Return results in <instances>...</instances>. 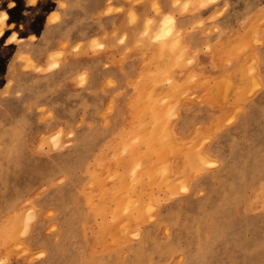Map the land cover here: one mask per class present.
Returning a JSON list of instances; mask_svg holds the SVG:
<instances>
[{
  "label": "rangeland",
  "instance_id": "1",
  "mask_svg": "<svg viewBox=\"0 0 264 264\" xmlns=\"http://www.w3.org/2000/svg\"><path fill=\"white\" fill-rule=\"evenodd\" d=\"M262 14L0 0V264H264Z\"/></svg>",
  "mask_w": 264,
  "mask_h": 264
},
{
  "label": "bare ground",
  "instance_id": "2",
  "mask_svg": "<svg viewBox=\"0 0 264 264\" xmlns=\"http://www.w3.org/2000/svg\"><path fill=\"white\" fill-rule=\"evenodd\" d=\"M194 1H195V0H194ZM202 1H204V0H202ZM210 1H212V0H210ZM192 2H193V1H192ZM192 2H191V3L187 2L186 5L189 6V5L192 4ZM197 3H198V2H197ZM199 3H200V1H199ZM176 4H177V3H176ZM200 5H201V4H200ZM203 5H204V4H203ZM178 6H180V5H178ZM184 6H185V5H184ZM189 7H190V6H189ZM189 7L186 6L183 10H186V9L189 8ZM203 7H204V6H203ZM195 8H197V7L195 6ZM181 9H182V8H181ZM197 9H198V8H197ZM177 11H178V10H177ZM147 14H148V13H147ZM171 15H172V14H170V15H164V16H162L158 21L156 20L158 23L153 27V29L155 28V31H156L155 33H156V34H160V36L162 35V36H161L162 38H165L166 36H164V35H166V34H169V35H170L171 33H173V35L176 34V35H175V38H176V40L178 41V38H179V36H180V33H178V38H177V37H176V36H177V33H174V31H173V30H174V18H173V16H171ZM262 15H264V14H262ZM262 15H261V16H262ZM263 19H264V18H263ZM148 22H149V21H148ZM150 22H151V21H150ZM154 22H155V21H154ZM263 23H264V22H263ZM148 24H150V23H148ZM151 24H152V22H151ZM151 24H150L151 27H150V28H147V33H148V30H149V29H151V31H152V25H151ZM257 24H259V22H258ZM255 27L259 28L258 26H255ZM250 28H251V27H250ZM250 28H249V30H251ZM176 29H177V28H176ZM254 29H255V28H254ZM177 30H178V29H177ZM177 30H176V31H177ZM176 31H175V32H176ZM252 31H253V29H252L250 32H252ZM149 32H150V31H149ZM153 32H154V31H153ZM153 32H152V33H149L150 35H148V36H151V35L153 34ZM255 32H256V30H254V31L251 33V35H252L253 33L255 34ZM147 33H146V34H147ZM248 33H249V31H247V34H248ZM154 35H155V34H154ZM154 35H153V36H154ZM248 35H250V33H249ZM251 35H250V37H251ZM163 36H164V37H163ZM170 36H171V35H170ZM157 37H158V36H157ZM243 37H245V35H244ZM166 38H167V37H166ZM246 38L249 39L248 36H246ZM153 39H154V38H153ZM158 39H159V38H158ZM158 39H157V41L159 42L161 39H159V40H158ZM247 39L244 38V40H247ZM164 40H165V39H164ZM166 42H167V40H166L165 42H159V45H164V46L166 47V46H167ZM178 42H180V41H178ZM178 42H177V43H178ZM161 43H162V44H161ZM181 43H182V42H181ZM165 44H166V45H165ZM178 45H180V44H178ZM182 45H183V44H182ZM185 46H187V45H185ZM159 47H160V46H159ZM161 47H163V46H161ZM182 47H183V46H182ZM187 48H188V46H187ZM187 48H186V49H187ZM161 49H162V48H161ZM184 49H185V47H184ZM187 54H188V53H187ZM187 56L190 57V55H187ZM237 56H238V55H237ZM246 59H247V58H246ZM248 59H250V57H249ZM245 62L247 63L248 61H244V63H245ZM158 66H159V65H158ZM154 67H156L155 69H158L157 66H154ZM159 68H160V67H159ZM145 70H146V69H145ZM151 71H152V70H151ZM189 71H190V70H189ZM240 71H241V70H240ZM242 71H243V70H242ZM149 72H150V70H148L147 73L149 74ZM142 73L144 74V72H142ZM142 73H141V74H142ZM245 73H247V72H245ZM241 74H242V73H241ZM194 75H195V73H194ZM196 75H198V74H196ZM196 75H195V76H196ZM200 75H201V74H200ZM245 75H246V74H245ZM245 75L243 74V76H245ZM204 76H205V75H204ZM248 76H249V75H248ZM248 76H246V77H248ZM200 77L203 78L202 76H200ZM200 77H199V78H200ZM206 77H208V76H206ZM206 77H205V78H206ZM141 78H142V77H141ZM156 78H157V77H155V75H154V78L152 79V81H149V82L152 84V82H154V80H155ZM199 78H198L197 80H199ZM208 78H209V77H208ZM248 78H249V77H248ZM209 79H210V78H209ZM195 80H196V78H195ZM158 81H159V80H158ZM171 81H173V80H171ZM178 81H179V80H178ZM208 81H209V80H208ZM156 82H157V80H156ZM145 83H146V82H145ZM145 83H143V84H145ZM175 83H177V81L174 82V84H175ZM186 83H187V82H186ZM203 83H205V82H203ZM247 83H248V82H247ZM147 85H150V84H147ZM154 85H155V83H153V86H154ZM185 85H186V84H185ZM248 85H250V84H248ZM160 86H161V85H160ZM150 87H151V86H150ZM144 88H145V87H144ZM144 88H143V89H144ZM168 88H169V87H168ZM182 88H183V87H182ZM147 89H148V88H147ZM169 89H171V88H169ZM144 90H145V89H144ZM144 90H143V92H142V89L139 90V88H138V91H137L138 94L136 95L137 97H136V99L134 100V107H135V108L137 107L138 109H143V112H144V108H143V107H144V104H145V103H143V102H146L145 99H144V101H143V98H146V96L144 97V95H146ZM254 90H255V89H254ZM149 91H151V89H149ZM151 92H152V91H151ZM158 92H160V91L158 90ZM166 92H167V90H166ZM169 92H170V91H169ZM252 92H253V91H252ZM148 93H149V92H148ZM164 93H165V92H164ZM167 93H168V92H167ZM167 93H165V94H167ZM170 93H171V92H170ZM170 93H169V94H170ZM174 93H175V92H174ZM174 93H172V94H174ZM165 94H163L164 97H163V95H162V97H163V98L165 99V101H166V98H165L166 95H165ZM250 94H251V93H250ZM250 94H249V95H250ZM153 95H154V94L151 93V96H153ZM156 95H158V94L156 93ZM170 95H171V94H170ZM148 96H149V94H148ZM149 97H150V96H149ZM167 97H168V98H171V96H169V95H168ZM158 98H160V95H158L157 99H158ZM168 98H167V99H168ZM245 98H246V97H245ZM150 99H151V100H149V99H147V100H149V102H151V101H152V98H150ZM155 99H156V98H155ZM160 99H161V98H160ZM174 99H175V98L173 97L172 100H174ZM172 100L170 99V102H172ZM175 100H176V99H175ZM175 100H174V101H175ZM178 100H179V99H178ZM178 100H176V101H178ZM181 100H182V99H181ZM241 100H242V99H241ZM153 101H154V99H153ZM155 101H156V100H155ZM157 101H158V100H157ZM160 101H161V100H160ZM162 101H164V100L162 99ZM226 101H227V100H226ZM149 102L147 101V103H149ZM170 102L167 100V102H166V103H167V106H169L168 103H170ZM178 102H180V101H178ZM156 103H157V102H156ZM156 103L152 104L153 106H151V107H150L149 109H147L146 111H149L151 108H154V107H155L154 105H158V104H156ZM164 103H165V102H163V103H161V104L159 103V104H160V105H158L159 107L156 106V109H158V110H156V112L154 111L155 114H154V112H153V110H152L153 113H151V114L156 115L157 111L162 113V112H163V111H162V108H163L162 105H165V104H166V103H165V104H164ZM222 103H223V102H222ZM171 104H172V103H171ZM178 104H180V103H178ZM178 104H177V105H178ZM148 106H149V105H148ZM161 106H162V107H161ZM145 107H146V106H145ZM177 107H178V106H177ZM177 107H176V108H177ZM159 108H160V109H159ZM164 108H166V107L164 106ZM159 110H160V111H159ZM146 111H145V112H146ZM141 112H142V111H141ZM143 112H142V113H143ZM145 112H144V113H145ZM164 112H165V110H164ZM161 113H160V114H161ZM149 114H150V113H149ZM146 115H147V114H146ZM157 115H158V114H157ZM157 115H156V116H157ZM156 116H154V117H156ZM158 116H159V115H158ZM148 117H149V116H148ZM151 117H152V116H150L149 118H151ZM156 118H157V117H156ZM140 119H141V118H140ZM143 119H144V118H143ZM145 120L148 121V118L145 119ZM145 120H142V121H144L143 123H145ZM151 120H152V119H151ZM151 120L149 119L150 122H151ZM218 120H220V119H218ZM223 120H224V118H223ZM142 121H140V122H141V125L143 124ZM221 121H222V119L219 121V124H220V125H221V123H220ZM140 122H139V124H140ZM146 123H148V122H146ZM146 123H145V124H146ZM217 124H218V123H217ZM219 124H218V125H219ZM212 125H213V124H212ZM218 125H217V126H218ZM222 126H223V124H222ZM211 127L213 128V126H211ZM131 128H132V127H131ZM131 128H130V129H131ZM222 128H223V127H222ZM130 129H129V131L132 130V129H131V130H130ZM215 129L217 130V129H219V128L217 127V128H215ZM135 130H136V129H135ZM209 130H210V131H214V130H211V129H209ZM136 131H137V130H136ZM140 131H141V130H140ZM210 131H209V132H210ZM217 131H218V130H217ZM127 132H128V131H127ZM134 132H135V131H134ZM134 132H133V133H134ZM138 133H140V132H138ZM124 134H125V133H124ZM124 134H123V136H124ZM126 135H127V134H126ZM138 135H139V134H138ZM129 136H130V135H129ZM120 138H121V137H120ZM122 138H124V137H122ZM177 138L179 139V141H181V140H182V141H185V139H186V138H183V137H182V138H181V137H180V138L177 137ZM177 138H176V139H177ZM121 140H122V139H121ZM57 141H58V140H57ZM123 141H124V140H123ZM191 142H192V141H191ZM191 142H189V143L191 144ZM123 144H124V143H123ZM180 144H181V143H180ZM113 145H114V147H115V146H116V142H115V144H113ZM119 145H120V144H119ZM183 145H184V143H183ZM185 145H187V143H185ZM120 147H121V146H120ZM120 147H118V149H120ZM121 148H122V147H121ZM114 152H115V151H114ZM203 157H204V156H203ZM206 157L208 158V156H206ZM204 159H205V158H204ZM184 163H185V162H184ZM180 174H181V172H180ZM177 175H178V174H177ZM186 175H187V174H186ZM183 177H184V176H183ZM184 178H185V180H186L187 177L185 176ZM179 179H180V178H179ZM185 180H184V181H185ZM182 183H183V182H182Z\"/></svg>",
  "mask_w": 264,
  "mask_h": 264
}]
</instances>
